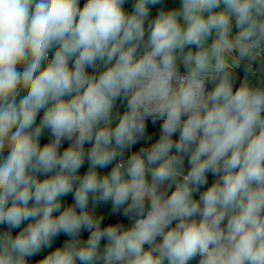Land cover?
<instances>
[{
	"label": "clouds",
	"instance_id": "9594fccd",
	"mask_svg": "<svg viewBox=\"0 0 264 264\" xmlns=\"http://www.w3.org/2000/svg\"><path fill=\"white\" fill-rule=\"evenodd\" d=\"M128 3L0 0V264H264V0Z\"/></svg>",
	"mask_w": 264,
	"mask_h": 264
},
{
	"label": "trees",
	"instance_id": "16d2710c",
	"mask_svg": "<svg viewBox=\"0 0 264 264\" xmlns=\"http://www.w3.org/2000/svg\"><path fill=\"white\" fill-rule=\"evenodd\" d=\"M83 3H84V0H81V4ZM178 3H179V0H165L166 5H172V4H178ZM130 6H131V0H129V3L126 4V7L130 8Z\"/></svg>",
	"mask_w": 264,
	"mask_h": 264
},
{
	"label": "crops",
	"instance_id": "0c3cea01",
	"mask_svg": "<svg viewBox=\"0 0 264 264\" xmlns=\"http://www.w3.org/2000/svg\"><path fill=\"white\" fill-rule=\"evenodd\" d=\"M210 180H211V177H210Z\"/></svg>",
	"mask_w": 264,
	"mask_h": 264
}]
</instances>
